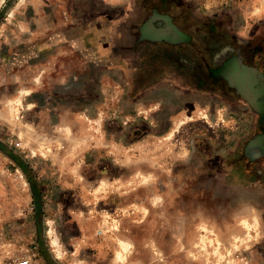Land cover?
<instances>
[{
    "label": "rangeland",
    "instance_id": "rangeland-1",
    "mask_svg": "<svg viewBox=\"0 0 264 264\" xmlns=\"http://www.w3.org/2000/svg\"><path fill=\"white\" fill-rule=\"evenodd\" d=\"M253 80L264 0H0V254L264 264ZM93 204L96 237H78L71 211Z\"/></svg>",
    "mask_w": 264,
    "mask_h": 264
},
{
    "label": "crops",
    "instance_id": "crops-1",
    "mask_svg": "<svg viewBox=\"0 0 264 264\" xmlns=\"http://www.w3.org/2000/svg\"><path fill=\"white\" fill-rule=\"evenodd\" d=\"M86 200H81V203H82V205L84 204V206L89 207V206H87V203H88V205H90L89 200L88 199H86ZM93 205L94 206L91 205L92 206L91 208H93L92 216L83 217L82 216L83 214H81L82 209H80V208H82L81 206L79 207V209H72V211H71L72 213L75 214V216H74V214H72L73 216H71V217H72L73 223L76 225V229L78 231V235H77L78 237H83L86 239L90 238V240L96 237L95 235L97 232V230H96L97 228H95V226L93 225L95 223V221H93L94 220L93 218H95L94 217V215H95L94 211L96 208H95V204H93Z\"/></svg>",
    "mask_w": 264,
    "mask_h": 264
},
{
    "label": "flooded vegetation",
    "instance_id": "flooded-vegetation-1",
    "mask_svg": "<svg viewBox=\"0 0 264 264\" xmlns=\"http://www.w3.org/2000/svg\"><path fill=\"white\" fill-rule=\"evenodd\" d=\"M221 75V74H220ZM254 81V80H253ZM251 81L250 83V86H252V89L258 93V103L259 104H263L264 105V83H262V81H258V82H253ZM264 81V80H263ZM248 84H249V80H248ZM241 85V84H240ZM240 89L243 90V92H245V86L241 85ZM262 135V134H261ZM261 137V136H259ZM195 159V158H194ZM196 169H197V162L196 161H193V164L191 163V166H189L188 168L186 167V172L185 174L188 176L189 178V184L193 185L194 187H196V185H199L198 186V189L201 190V191H204L205 188H208L206 187L207 183L205 182L204 184H197V180H198V177L196 176L197 175V172H196Z\"/></svg>",
    "mask_w": 264,
    "mask_h": 264
},
{
    "label": "bare ground",
    "instance_id": "bare-ground-1",
    "mask_svg": "<svg viewBox=\"0 0 264 264\" xmlns=\"http://www.w3.org/2000/svg\"><path fill=\"white\" fill-rule=\"evenodd\" d=\"M25 92V91H24ZM23 92V93H24ZM25 94V93H24ZM27 94H29V92L27 93ZM145 177V176H144ZM149 179V178H148ZM147 180V179H146ZM242 225H244L245 226V228L247 229V230H251V225L247 222V221H244L243 223H242ZM49 235H50V237L52 238L53 237V234H54V230L51 228L50 230H49V233H48ZM52 243H53V246L55 247V248H59L60 247V244H59V242H58V239L57 238H52ZM121 243V249H120V251L117 253V256H116V259L118 260V261H120V262H124L125 260H126V257H127V255L129 254V252H130V250L132 249V246H131V244L130 243H127V242H124V241H121L120 242ZM60 252V251H59ZM60 255H61V252H60Z\"/></svg>",
    "mask_w": 264,
    "mask_h": 264
},
{
    "label": "built area",
    "instance_id": "built-area-1",
    "mask_svg": "<svg viewBox=\"0 0 264 264\" xmlns=\"http://www.w3.org/2000/svg\"><path fill=\"white\" fill-rule=\"evenodd\" d=\"M101 231H99V234ZM0 264H24L23 261L15 257V255H2L0 254Z\"/></svg>",
    "mask_w": 264,
    "mask_h": 264
}]
</instances>
